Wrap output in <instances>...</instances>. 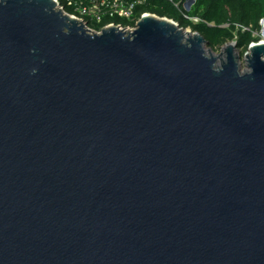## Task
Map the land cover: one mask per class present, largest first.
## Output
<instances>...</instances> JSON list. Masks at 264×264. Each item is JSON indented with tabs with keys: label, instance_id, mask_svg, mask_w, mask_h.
Instances as JSON below:
<instances>
[{
	"label": "water",
	"instance_id": "water-1",
	"mask_svg": "<svg viewBox=\"0 0 264 264\" xmlns=\"http://www.w3.org/2000/svg\"><path fill=\"white\" fill-rule=\"evenodd\" d=\"M184 31L0 0V264H264V42Z\"/></svg>",
	"mask_w": 264,
	"mask_h": 264
},
{
	"label": "trees",
	"instance_id": "trees-1",
	"mask_svg": "<svg viewBox=\"0 0 264 264\" xmlns=\"http://www.w3.org/2000/svg\"><path fill=\"white\" fill-rule=\"evenodd\" d=\"M66 13L80 16L83 10L99 5L97 15L83 16L89 27L101 31L108 25L133 26L145 13L175 20L180 27L199 32L212 48L236 41L248 51L250 44L258 42L255 36L264 20V0H196L188 10L182 0H127L133 5L129 16L101 6V0H58ZM197 18L198 21L194 19Z\"/></svg>",
	"mask_w": 264,
	"mask_h": 264
},
{
	"label": "rangeland",
	"instance_id": "rangeland-1",
	"mask_svg": "<svg viewBox=\"0 0 264 264\" xmlns=\"http://www.w3.org/2000/svg\"><path fill=\"white\" fill-rule=\"evenodd\" d=\"M195 1H196V0H182V2L184 3V6H185L188 10L190 9V8H188V7H191ZM60 7H62V6L60 5ZM63 9H64V8H63ZM74 17H76V18H78L80 21L84 22L85 26H86L87 28H89L90 30H92L93 32H97V33L101 32V31H96L95 29H92L91 27H89V25L83 20V19H84V18H83V15H80V16H74ZM194 20H195V21H198L197 18H195ZM260 24H261V29H260V31H259L258 33L255 34V36H257V37L259 38V41H264V23L261 22ZM108 26H109V25H108ZM106 27H107V26H106ZM121 28H122V27H121ZM135 29H136V27H133V26H132V27H128V28H126V29H124V30H126V31L129 33V32H133ZM184 29H185V30H190V28H184ZM229 44H230V42L224 44V45L221 46V47H216V48H212L211 46H209V44H207V45L205 46V48H206V49L211 48V49L213 50V52L215 53V55H220V54H222V53L225 52V49L227 48V46H228ZM235 49H236V51H237V52L239 53V55H240L241 69L244 70V69L247 68V66H246L247 62H246V57H245V56H246V54H250V51H249V50H248V51H245V50H243V48L238 47L237 45H236Z\"/></svg>",
	"mask_w": 264,
	"mask_h": 264
},
{
	"label": "built area",
	"instance_id": "built-area-1",
	"mask_svg": "<svg viewBox=\"0 0 264 264\" xmlns=\"http://www.w3.org/2000/svg\"><path fill=\"white\" fill-rule=\"evenodd\" d=\"M101 6H105L108 10H112V12L117 13L120 16H129L132 13V8H133V5H128L127 0H101ZM99 10H100L99 5L95 4L90 10H86V9L83 10L81 12V15L83 16L88 15V14L97 15ZM72 16H76V15H72ZM83 20L85 21V19ZM118 27L119 28L122 27L121 29H126L130 26L123 27L121 25H118Z\"/></svg>",
	"mask_w": 264,
	"mask_h": 264
},
{
	"label": "bare ground",
	"instance_id": "bare-ground-1",
	"mask_svg": "<svg viewBox=\"0 0 264 264\" xmlns=\"http://www.w3.org/2000/svg\"><path fill=\"white\" fill-rule=\"evenodd\" d=\"M264 23V22H263ZM184 34L186 35V37H190V36H192V32L190 31V30H185L184 31ZM190 35V36H189ZM261 42H264V41H261Z\"/></svg>",
	"mask_w": 264,
	"mask_h": 264
},
{
	"label": "flooded vegetation",
	"instance_id": "flooded-vegetation-1",
	"mask_svg": "<svg viewBox=\"0 0 264 264\" xmlns=\"http://www.w3.org/2000/svg\"><path fill=\"white\" fill-rule=\"evenodd\" d=\"M114 25V24H113ZM115 26H118V25H115ZM130 27H132V26H130ZM135 27H137V24L135 25Z\"/></svg>",
	"mask_w": 264,
	"mask_h": 264
}]
</instances>
